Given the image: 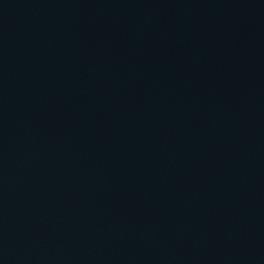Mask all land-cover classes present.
<instances>
[{
	"label": "water",
	"instance_id": "obj_1",
	"mask_svg": "<svg viewBox=\"0 0 264 264\" xmlns=\"http://www.w3.org/2000/svg\"><path fill=\"white\" fill-rule=\"evenodd\" d=\"M0 264H264V0H0Z\"/></svg>",
	"mask_w": 264,
	"mask_h": 264
}]
</instances>
